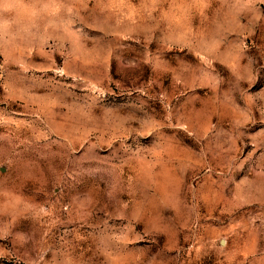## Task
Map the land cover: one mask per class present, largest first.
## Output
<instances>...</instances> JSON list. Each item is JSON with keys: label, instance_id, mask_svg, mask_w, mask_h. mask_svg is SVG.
<instances>
[{"label": "rangeland", "instance_id": "rangeland-1", "mask_svg": "<svg viewBox=\"0 0 264 264\" xmlns=\"http://www.w3.org/2000/svg\"><path fill=\"white\" fill-rule=\"evenodd\" d=\"M0 264H264V0H0Z\"/></svg>", "mask_w": 264, "mask_h": 264}]
</instances>
